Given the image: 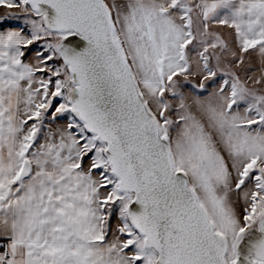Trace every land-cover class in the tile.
Returning a JSON list of instances; mask_svg holds the SVG:
<instances>
[{
	"label": "snow or ice",
	"instance_id": "1",
	"mask_svg": "<svg viewBox=\"0 0 264 264\" xmlns=\"http://www.w3.org/2000/svg\"><path fill=\"white\" fill-rule=\"evenodd\" d=\"M0 9V264H264V0Z\"/></svg>",
	"mask_w": 264,
	"mask_h": 264
},
{
	"label": "rangeland",
	"instance_id": "2",
	"mask_svg": "<svg viewBox=\"0 0 264 264\" xmlns=\"http://www.w3.org/2000/svg\"><path fill=\"white\" fill-rule=\"evenodd\" d=\"M3 10L2 9H0V12H2Z\"/></svg>",
	"mask_w": 264,
	"mask_h": 264
}]
</instances>
